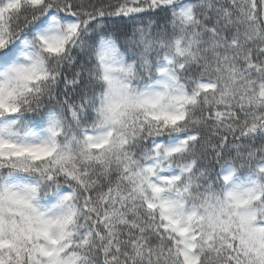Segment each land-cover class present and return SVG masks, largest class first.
Here are the masks:
<instances>
[{"label": "snow or ice", "instance_id": "1", "mask_svg": "<svg viewBox=\"0 0 264 264\" xmlns=\"http://www.w3.org/2000/svg\"><path fill=\"white\" fill-rule=\"evenodd\" d=\"M0 264H264V0H0Z\"/></svg>", "mask_w": 264, "mask_h": 264}]
</instances>
